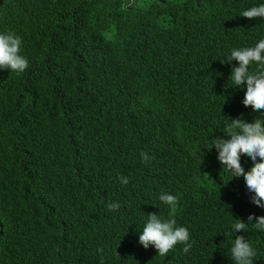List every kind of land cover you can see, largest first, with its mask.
Listing matches in <instances>:
<instances>
[{"label": "trees", "instance_id": "obj_1", "mask_svg": "<svg viewBox=\"0 0 264 264\" xmlns=\"http://www.w3.org/2000/svg\"><path fill=\"white\" fill-rule=\"evenodd\" d=\"M260 4L0 0V33L28 60L0 70V264H234L235 235L264 264V230L231 231L264 208L213 146L231 118L264 120L221 62L264 39V18L240 15ZM150 212L188 229L189 252L139 243Z\"/></svg>", "mask_w": 264, "mask_h": 264}, {"label": "clouds", "instance_id": "obj_2", "mask_svg": "<svg viewBox=\"0 0 264 264\" xmlns=\"http://www.w3.org/2000/svg\"><path fill=\"white\" fill-rule=\"evenodd\" d=\"M248 19L264 18V4L253 6L240 13ZM22 41L13 33H0V70L7 69L16 73H23L28 68V60L20 55ZM237 61L238 66H233L230 74L233 87H246L244 99L245 107L251 106L253 110H264V70L256 73L249 71V66L255 62L264 66V39L255 46L233 49L230 55L222 63ZM224 133L228 137L219 138L213 142L217 150V159L226 167L233 177L243 176L246 187L250 193L252 203L264 208V120L254 119L247 122L243 118H231V122L225 127ZM210 150V149H209ZM251 158L252 166L246 171L241 163V155ZM143 162H149L147 153L141 152ZM259 158V159H258ZM123 185L128 184V178L119 177ZM161 202L175 211L178 197L167 192L159 196ZM110 211L120 207L119 203L108 204ZM255 220V223H253ZM247 223L241 219L232 226L231 231L238 233L246 231L249 223L257 230H264V216L250 214ZM175 218L162 219L156 212L148 213V219L139 235V243L147 249L154 246L157 254L166 256L177 244H183V252L187 253L192 247L190 233L186 227L176 226ZM102 252V249H98ZM256 252L243 235H235L231 248V260L234 264H253ZM102 260V257H101Z\"/></svg>", "mask_w": 264, "mask_h": 264}, {"label": "rangeland", "instance_id": "obj_3", "mask_svg": "<svg viewBox=\"0 0 264 264\" xmlns=\"http://www.w3.org/2000/svg\"><path fill=\"white\" fill-rule=\"evenodd\" d=\"M144 7L147 6V3L143 5Z\"/></svg>", "mask_w": 264, "mask_h": 264}]
</instances>
